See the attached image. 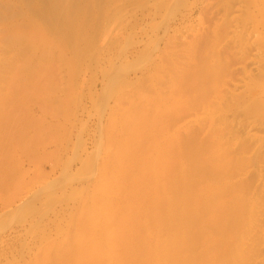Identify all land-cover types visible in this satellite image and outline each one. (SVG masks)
I'll return each mask as SVG.
<instances>
[{
  "label": "rangeland",
  "instance_id": "374dc122",
  "mask_svg": "<svg viewBox=\"0 0 264 264\" xmlns=\"http://www.w3.org/2000/svg\"><path fill=\"white\" fill-rule=\"evenodd\" d=\"M25 1L0 0V264H264V0H47L44 128Z\"/></svg>",
  "mask_w": 264,
  "mask_h": 264
},
{
  "label": "bare ground",
  "instance_id": "6f19581e",
  "mask_svg": "<svg viewBox=\"0 0 264 264\" xmlns=\"http://www.w3.org/2000/svg\"><path fill=\"white\" fill-rule=\"evenodd\" d=\"M24 11L21 8V23L19 29L16 32H13L12 37L14 42H17L21 45V52L26 55L25 62L18 68L21 73H24V84L22 93L25 94V97L30 100L35 95L41 97V104L38 107V112L40 113L42 125L41 128H44L45 117H46V79H47V33H46V21H47V0H26L24 3ZM57 9V8H56ZM59 10V9H58ZM56 10V11H58ZM18 133L22 132L23 135H31L32 131L30 128H21L17 130ZM41 132L44 129L40 130ZM133 134V133H130ZM132 137H138V135H131ZM121 153L125 155L127 153L126 146L121 147ZM120 168V165H119ZM161 168L155 170L153 175L144 172L143 178L135 181V184H140L148 180H156L152 178L154 175L159 177V172ZM118 182L115 178H111L108 187L112 189L113 186L116 187ZM16 199H11L5 203L4 207H13ZM102 215L106 217H111L113 211L110 208H104L101 211ZM129 216L126 215L121 218L117 226V233L123 232L126 230L129 224ZM90 220H93V217L90 216ZM4 225L2 220L0 227ZM101 246L93 244L89 249V256L92 261L98 258Z\"/></svg>",
  "mask_w": 264,
  "mask_h": 264
}]
</instances>
